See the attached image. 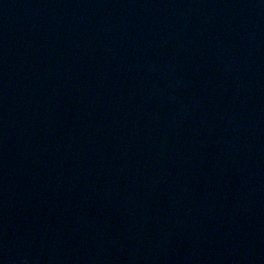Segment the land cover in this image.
<instances>
[{
	"label": "water",
	"instance_id": "water-1",
	"mask_svg": "<svg viewBox=\"0 0 264 264\" xmlns=\"http://www.w3.org/2000/svg\"><path fill=\"white\" fill-rule=\"evenodd\" d=\"M0 264H264V0H0Z\"/></svg>",
	"mask_w": 264,
	"mask_h": 264
}]
</instances>
